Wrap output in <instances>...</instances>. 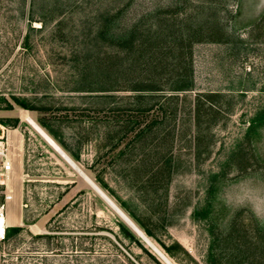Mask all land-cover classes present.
Returning <instances> with one entry per match:
<instances>
[{"label": "rangeland", "instance_id": "obj_1", "mask_svg": "<svg viewBox=\"0 0 264 264\" xmlns=\"http://www.w3.org/2000/svg\"><path fill=\"white\" fill-rule=\"evenodd\" d=\"M6 133L0 264H264V0H0Z\"/></svg>", "mask_w": 264, "mask_h": 264}, {"label": "built area", "instance_id": "obj_2", "mask_svg": "<svg viewBox=\"0 0 264 264\" xmlns=\"http://www.w3.org/2000/svg\"><path fill=\"white\" fill-rule=\"evenodd\" d=\"M16 140L9 137L0 136V241L5 239L6 230L11 227L8 224L9 207L15 197V175L14 157L11 155Z\"/></svg>", "mask_w": 264, "mask_h": 264}, {"label": "bare ground", "instance_id": "obj_3", "mask_svg": "<svg viewBox=\"0 0 264 264\" xmlns=\"http://www.w3.org/2000/svg\"><path fill=\"white\" fill-rule=\"evenodd\" d=\"M23 120L33 129V131H35V133H37V135H39V137H41V139H43V141H45V143L50 148H52L67 164H69L84 180L87 181L88 185L97 194V196L102 199L109 207H111V209L117 214V216L120 217L136 235L146 240L141 231L132 223V221L105 195V193L94 182L91 181V179L87 178L80 171V169H78L74 162L59 147H57L54 142H52V140L47 136L43 129L39 127V125L30 115L25 114L23 116ZM163 259L166 260V258L164 257Z\"/></svg>", "mask_w": 264, "mask_h": 264}, {"label": "trees", "instance_id": "obj_4", "mask_svg": "<svg viewBox=\"0 0 264 264\" xmlns=\"http://www.w3.org/2000/svg\"><path fill=\"white\" fill-rule=\"evenodd\" d=\"M180 82H182V81H180ZM188 87H189V85H183L182 86V84L180 85V86H178V87H175L174 89H171L172 91H185V90H188ZM155 89H154V87H151V86H149V85H142V86H138V87H136V89H135V91H138L140 94V96L143 94L144 96H151V94H152V92L154 91ZM20 230V228L19 227H14V228H12V232H17V231H19Z\"/></svg>", "mask_w": 264, "mask_h": 264}, {"label": "crops", "instance_id": "obj_5", "mask_svg": "<svg viewBox=\"0 0 264 264\" xmlns=\"http://www.w3.org/2000/svg\"><path fill=\"white\" fill-rule=\"evenodd\" d=\"M40 127V126H39ZM44 131V130H43ZM45 132V131H44ZM12 133H14V132H12ZM46 133V132H45ZM47 134V133H46ZM39 136V135H38ZM47 136L52 140V142H54V144L55 145H57V143L47 134ZM57 147H59L58 145H57ZM60 148V147H59ZM52 149V148H51ZM61 149V148H60ZM53 150V149H52ZM62 150V149H61ZM54 151V150H53ZM63 151V150H62ZM55 152V151H54ZM64 152V151H63ZM56 153V152H55ZM65 153V152H64ZM57 154V153H56ZM58 155V154H57ZM59 156V155H58ZM61 158V157H60ZM63 160V159H62ZM64 161V160H63ZM9 222V221H8ZM17 224L18 225H21V222H20V220H18L17 221Z\"/></svg>", "mask_w": 264, "mask_h": 264}, {"label": "water", "instance_id": "obj_6", "mask_svg": "<svg viewBox=\"0 0 264 264\" xmlns=\"http://www.w3.org/2000/svg\"><path fill=\"white\" fill-rule=\"evenodd\" d=\"M138 228V227H137ZM139 229V228H138ZM142 233V232H141ZM144 235V234H143ZM167 262V261H166ZM167 264H169L168 262H167Z\"/></svg>", "mask_w": 264, "mask_h": 264}]
</instances>
